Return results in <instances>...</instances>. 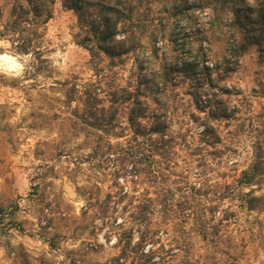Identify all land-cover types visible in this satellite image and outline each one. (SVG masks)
<instances>
[{
  "label": "rangeland",
  "instance_id": "obj_1",
  "mask_svg": "<svg viewBox=\"0 0 264 264\" xmlns=\"http://www.w3.org/2000/svg\"><path fill=\"white\" fill-rule=\"evenodd\" d=\"M12 2L0 0V28ZM158 6L151 4L150 16L157 17ZM202 14L200 21H207ZM181 23H171L153 39L145 31L146 46L121 58H92L77 43L85 31L76 13L54 0L52 16L33 36L38 52L19 53L9 34L0 37V56L21 66L9 70L0 60V264H264V177L241 185L240 175L254 146L264 145V61L254 46L240 58L227 81L229 106L236 111L230 119L213 121L220 140L208 146L199 135L206 113L197 109L194 89L183 83L161 94L152 83L164 58H194L193 35L171 41L180 36ZM214 46L219 52L224 47L220 41ZM88 82H96L103 104L116 109L113 127L105 132L86 125L82 107L75 109L76 102L65 96L68 87L80 90ZM124 87L142 91L151 111H166L172 146L150 159L162 172L160 181L174 187V202H181L180 181L194 179L200 170L212 186H240L259 196L257 207L249 210L237 197L226 199L230 208L206 211L207 230L198 234L190 221L183 227L175 212L162 221L153 201L151 221L166 223L167 230L140 240L135 198L141 199L146 187L131 181L130 147L137 144L127 122L130 101H109L111 91L123 95ZM147 191L154 195L151 187Z\"/></svg>",
  "mask_w": 264,
  "mask_h": 264
},
{
  "label": "trees",
  "instance_id": "obj_2",
  "mask_svg": "<svg viewBox=\"0 0 264 264\" xmlns=\"http://www.w3.org/2000/svg\"><path fill=\"white\" fill-rule=\"evenodd\" d=\"M53 1L13 0L8 13L9 19L0 28V37L9 34L8 39L14 43L13 48L19 53L38 52L33 36L37 32V26L47 22L52 16ZM61 1L66 8L76 13L79 26L85 31L83 38L77 43L86 48L92 58L99 57L100 54L111 60L121 58L139 47L146 46L141 39L145 31L153 39L164 34L171 23L177 25L182 22L178 28L180 36L175 35L171 41L193 35L194 41L198 42L194 58L182 61L164 58L158 65V72L152 83L156 92L161 94H165L169 87L183 83L193 88L194 91L190 94L197 109L206 113L203 127L199 131L200 139L208 146H215L219 142L220 135L213 121L230 119L236 111L234 105L229 106L227 98L230 92L227 84L230 83L227 81L238 69L240 58L250 46L256 48L259 60L264 61V0ZM154 2L159 5L157 17L149 15ZM141 5L145 6V11L139 10ZM202 13L208 15L207 21H200ZM24 31L19 37H13L14 33L21 34ZM217 41L224 45L221 52L214 46ZM151 49L158 55L156 46L152 45ZM98 88L96 82H88L80 90L68 87L65 96L69 103L76 102L75 109L82 107L79 115L86 125L105 132L109 126L113 127L116 109L103 104L104 97L99 95ZM121 91L123 95L111 91L109 101L113 104L117 101H130L127 122L137 144V147H130L133 161L131 167L134 170L131 181L135 186L144 183L146 187L141 199L135 195V220L140 230V240H149L161 229L167 230L166 223L157 224L151 221V214L155 212L150 206L153 201L162 221H166L175 212L180 216L178 220L184 223L183 227L186 226V220L190 221L198 234L207 230L203 217L206 211L215 212L221 207L220 210L226 212L230 208V205L224 204L226 199L233 200L237 197L249 210L257 207L261 201L259 196L243 191L240 186H212L200 170L194 172V179L189 180L186 176L180 181L182 184L178 188L182 189L179 193L181 202H174L171 199L174 187L171 183L160 181H165L162 172L154 167L150 159L155 154H166L172 146L174 137L169 130L166 111L161 113L157 108L151 111L142 98V91L135 92L127 87L121 88ZM145 146L148 153H144ZM254 147L251 163L240 172L241 185H250L257 178L264 177V145L258 142ZM197 148L200 151L202 149L200 145ZM149 187L154 195L147 191ZM174 204L179 205V208L172 207Z\"/></svg>",
  "mask_w": 264,
  "mask_h": 264
},
{
  "label": "clouds",
  "instance_id": "obj_3",
  "mask_svg": "<svg viewBox=\"0 0 264 264\" xmlns=\"http://www.w3.org/2000/svg\"><path fill=\"white\" fill-rule=\"evenodd\" d=\"M0 60L4 62V66L8 68L9 70L17 69L21 67L20 65H17L15 60L12 59L10 56H7V55L0 56Z\"/></svg>",
  "mask_w": 264,
  "mask_h": 264
}]
</instances>
